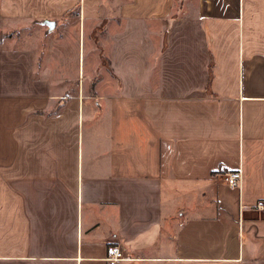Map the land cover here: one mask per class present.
Listing matches in <instances>:
<instances>
[{"label":"crops","instance_id":"obj_1","mask_svg":"<svg viewBox=\"0 0 264 264\" xmlns=\"http://www.w3.org/2000/svg\"><path fill=\"white\" fill-rule=\"evenodd\" d=\"M71 9L66 100L3 46L0 264H264V0H0V25Z\"/></svg>","mask_w":264,"mask_h":264},{"label":"rangeland","instance_id":"obj_2","mask_svg":"<svg viewBox=\"0 0 264 264\" xmlns=\"http://www.w3.org/2000/svg\"><path fill=\"white\" fill-rule=\"evenodd\" d=\"M75 12V9H71L67 11V14L65 13V18L55 20L53 18L52 20L54 23L56 21L57 25H53L52 27L44 20L15 24L8 30L4 29V25H0V62H3L4 59L3 46L7 47L8 50L11 48L13 53L17 52L19 48H23L24 53L26 52L29 57L27 74L30 82L37 78L42 80L43 83L49 84L48 87H40L37 90L41 92L43 89L57 95L59 92L60 95L65 97L62 98L64 100L71 97L78 89L75 87H62L60 84L66 85L71 80L80 81L89 78L85 73L82 76L81 72L78 76L77 25L72 20ZM9 31L10 33L7 34ZM95 46L94 48L99 51L97 42ZM13 58L15 59V56ZM15 70L16 68L13 65L11 71L4 74L3 68L0 67V79H18L20 74ZM7 82L9 83V80ZM33 89L30 86L29 92H32ZM86 90L94 91L93 88H86ZM51 99L53 102L50 106L35 108L34 98L32 95H29V112L51 114L59 111L62 107V104H59L61 99L58 100L57 97ZM3 103L4 99L0 98V112L3 111Z\"/></svg>","mask_w":264,"mask_h":264},{"label":"built area","instance_id":"obj_3","mask_svg":"<svg viewBox=\"0 0 264 264\" xmlns=\"http://www.w3.org/2000/svg\"><path fill=\"white\" fill-rule=\"evenodd\" d=\"M219 171L230 185L238 183V179L240 177L239 172L227 170L224 165L219 166ZM256 207L260 209L264 208V203L260 201L256 204ZM125 258L127 257L123 254L122 248L119 244H112L107 247V254L104 259L108 262V264H117L118 261Z\"/></svg>","mask_w":264,"mask_h":264},{"label":"water","instance_id":"obj_4","mask_svg":"<svg viewBox=\"0 0 264 264\" xmlns=\"http://www.w3.org/2000/svg\"><path fill=\"white\" fill-rule=\"evenodd\" d=\"M47 24H48L50 27H52L55 23H54L53 20H48V21H47Z\"/></svg>","mask_w":264,"mask_h":264}]
</instances>
